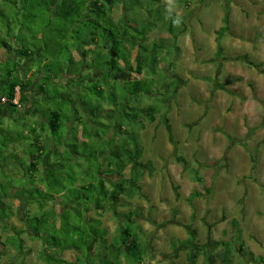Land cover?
<instances>
[{"label":"rangeland","instance_id":"1","mask_svg":"<svg viewBox=\"0 0 264 264\" xmlns=\"http://www.w3.org/2000/svg\"><path fill=\"white\" fill-rule=\"evenodd\" d=\"M227 13L230 30L223 38L222 51H218L216 32L224 25ZM111 17L113 25L109 27L121 42L118 44L120 58L129 57L131 44L123 40L119 32L127 27L138 31L152 26L147 40L133 51L131 61L135 66L137 56H143V60L149 58V70L141 76L134 74L133 79H141L142 89L156 94H145L133 105H158L160 113L154 124L144 120L142 130L137 129L139 125L135 123L129 125V130L137 132L138 143L144 149L143 160L151 163L142 182L147 199L136 198L131 201L134 206L119 210V213L136 207L142 210L134 213L141 214L134 230L141 237V247L147 249L144 264H190V251L180 247L191 235L209 251L195 264H223L218 257L221 250L218 246L215 250L213 242H226L237 250L242 245L245 253L237 255L243 259L264 257V73L248 63H261L264 69V0H127L113 9ZM174 18L178 24L172 23ZM20 22L26 29L23 37L26 35L27 42L45 48L42 36L32 40L36 33H43L42 16L21 17ZM16 24L1 38L8 40L7 32L12 33ZM95 33L97 41L107 39L103 28L96 29ZM9 41L14 46L22 44L17 38L14 43ZM55 50L62 56L69 54L65 47ZM75 54L79 59L78 52ZM104 54L108 55L106 50ZM94 56L91 54L87 61L89 66L96 59ZM108 57H98L94 66L99 70L88 68L91 79L103 76L105 88L108 83L113 84L111 74L117 70L113 64H108ZM154 58H158L155 65ZM118 79L122 83L126 81L124 74ZM169 82H175L173 98L162 102L158 98L164 97L157 93L155 86L158 84L161 92L163 85ZM81 85L92 87L93 82L87 76ZM3 87L0 86V94L4 93ZM41 106L49 120L48 108H55L57 104L45 102ZM28 122L26 118L16 122L11 118L0 126V194L7 195L12 182L14 187L23 186L14 176L18 162L13 156V147L17 145L12 139L24 136L23 147L27 146L25 150L34 153L28 145L30 139L24 135ZM101 133L105 135V129ZM114 137L116 132L111 130L107 138ZM92 144L88 141L85 145L88 156L94 153ZM178 157L186 160L190 170L177 161ZM69 185L71 192L66 197L75 201L74 190L78 186ZM207 189H210L209 194ZM197 191L202 193L201 197L189 203L188 199ZM13 201L16 215L20 210L26 211L17 200ZM16 215L11 218V224L23 227ZM234 220L238 224L236 231L231 224ZM103 221L111 237L117 226L124 223L110 213L105 214ZM0 235L3 237L2 228ZM25 240L31 254L23 264H38L42 244L28 237ZM0 252V264L14 261L15 250L0 247ZM75 256L76 253L69 252L65 257L73 260ZM236 261L238 264L237 258ZM249 261L247 259V263Z\"/></svg>","mask_w":264,"mask_h":264},{"label":"trees","instance_id":"2","mask_svg":"<svg viewBox=\"0 0 264 264\" xmlns=\"http://www.w3.org/2000/svg\"><path fill=\"white\" fill-rule=\"evenodd\" d=\"M124 1L127 0H0V49H6L9 54L14 50L16 56V59L12 57L5 63L0 62V76L10 81L8 86L3 87L4 93L0 94V107L4 106L14 113L23 111L27 114L26 108L30 101L28 90L36 85L34 92L38 94L31 101V117L27 118L29 128L24 134L30 139L28 145L32 146L34 153L25 150L27 146L23 147L24 136L12 139L17 145L13 147V156L18 162V170L14 176L23 186L14 187L12 182L11 191L7 195L0 194V228L3 233V237L0 235V247H8L16 252L14 261L9 264H23L31 254L25 237L42 244L38 264L41 261L44 264L145 262L147 249L141 247V237L134 230L141 215L134 213L142 210L139 207L128 212L123 210L119 213V210L127 205L134 206L131 201L136 198L147 199L142 182L151 168V163L143 160L144 149L138 143L137 132L129 130V125L135 123L140 126L137 129L142 130L145 128L144 120L154 124L160 107L133 105L138 104L145 94H156L152 90L142 89L141 79H133L134 74L141 76L148 69L149 58L145 57L143 60V56H137L135 66L131 61L133 51L147 40L152 26L138 31L127 27L119 32L123 40L131 44L129 57L120 58L118 44L121 42L109 25H113V9ZM38 15L44 21L43 33H36L32 40L42 36L45 48L34 42L30 45L26 35L23 37L26 29L20 22L21 17L36 18ZM15 22L17 33L15 30L7 32L8 40L1 38L3 33L12 30L11 26ZM172 23L178 24L175 18ZM99 28H103L108 34L104 42L97 41L95 30ZM229 30L230 15L227 13L224 25L216 32L218 51H222V41ZM15 36L22 43L20 47L9 41L10 39L14 43ZM58 47L67 48L69 54L62 56L55 50ZM105 50L108 55L104 54ZM77 52L79 59L75 57ZM91 54H95L96 59L91 57L94 61L89 66L87 61ZM100 55L109 56L108 64H113L117 69L112 71L113 84L108 83L107 88L102 86L103 76L102 79L94 80L88 73L89 69L99 70L94 64ZM154 55L156 54L153 53ZM17 58L22 59L26 65L22 74L24 79L17 71V65H20ZM243 59L248 60L247 56H243ZM157 61L158 58H154V65ZM118 63L120 66L116 67ZM248 63L264 73L261 63ZM123 74L126 78L124 83L118 79ZM87 76L93 82L92 87L81 85ZM169 83L163 85L161 92L156 84L157 93L164 97L158 100L165 102L173 98L175 82ZM49 86L53 88L51 91ZM17 88L23 108L13 104ZM168 93L170 94L166 96ZM45 102L48 105L53 102L57 104L55 108H48L49 120L41 106ZM66 105L67 108L64 107ZM106 105L109 108H105ZM63 129L65 132H62ZM103 129L106 131L105 135L101 133ZM111 130L116 132V137L108 139L107 135ZM81 137H84L83 140ZM122 137L128 139L124 140ZM88 141L93 142L94 147V153L90 156L84 151ZM18 158L21 159L17 160ZM177 161L181 165L183 163L186 170H190L183 157H178ZM20 172L22 175L18 174ZM75 183L78 188L74 190L76 198L73 201L66 196L71 192L69 184ZM174 191L179 199L177 186ZM206 192L209 194L210 189ZM201 195L198 191L192 193L188 202L192 203ZM13 200L22 204L26 211L20 210L16 215ZM107 213L124 220V223L117 226L112 237L104 226L103 218ZM15 215L23 227L11 224V218ZM231 224L236 231L237 221L234 220ZM217 246L221 250L218 257L223 264H236V258L238 264H264V257L257 259L251 256L247 258L249 263L247 259L238 257L237 254L245 253L242 245L237 250L229 243L213 242L215 250ZM180 248L190 251V264H195L200 256L209 253L205 246L196 242L194 235L183 242ZM69 252L76 253L77 256L68 260L65 256Z\"/></svg>","mask_w":264,"mask_h":264},{"label":"crops","instance_id":"3","mask_svg":"<svg viewBox=\"0 0 264 264\" xmlns=\"http://www.w3.org/2000/svg\"><path fill=\"white\" fill-rule=\"evenodd\" d=\"M15 52L14 50L12 51L11 54L8 53V51L4 48L0 49V62L1 63H5L9 58H15L16 56H14ZM20 61V65L18 67L17 65V71L19 73V75L21 76V78H25L24 76H22V74L25 72L26 70V65L23 63L22 59L17 58ZM33 71L31 72L30 75H32ZM29 77V76H28ZM36 83H38V81H35ZM59 82V81H57ZM10 83L9 79H6L4 76H0V86H8V84ZM36 85H34L30 90H28V93H30V101L28 103V106L26 108V113L24 114L23 111H20V115L14 113L11 109H7L4 106L0 107V126L2 125V123L5 121V119H14V121L16 122L18 119L22 120V118H30L31 116V111H32V104L31 101L33 98L38 97V94H36L35 91ZM17 94L18 96H20L19 93V88H17ZM28 109V110H27ZM23 114V115H22Z\"/></svg>","mask_w":264,"mask_h":264},{"label":"built area","instance_id":"4","mask_svg":"<svg viewBox=\"0 0 264 264\" xmlns=\"http://www.w3.org/2000/svg\"><path fill=\"white\" fill-rule=\"evenodd\" d=\"M3 102H6V99H3ZM13 104H16L19 108H23L20 103V97L18 96V94L16 95V98L13 100Z\"/></svg>","mask_w":264,"mask_h":264}]
</instances>
